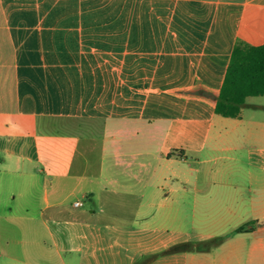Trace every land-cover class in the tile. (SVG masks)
Returning a JSON list of instances; mask_svg holds the SVG:
<instances>
[{
  "label": "crops",
  "instance_id": "crops-1",
  "mask_svg": "<svg viewBox=\"0 0 264 264\" xmlns=\"http://www.w3.org/2000/svg\"><path fill=\"white\" fill-rule=\"evenodd\" d=\"M253 9L0 0V264H119L120 235H164L183 212L199 242L223 236L193 264H264V104L215 111L237 41L264 42Z\"/></svg>",
  "mask_w": 264,
  "mask_h": 264
},
{
  "label": "rangeland",
  "instance_id": "rangeland-1",
  "mask_svg": "<svg viewBox=\"0 0 264 264\" xmlns=\"http://www.w3.org/2000/svg\"><path fill=\"white\" fill-rule=\"evenodd\" d=\"M259 17L258 22L256 23V18ZM263 22L261 27H264V11L252 10V16L248 18V24H251L255 28H259L258 23ZM263 33L259 34L255 31H251V37L248 39L249 42L258 43L264 40V28L262 29ZM245 41V40H244ZM252 103H263L264 104V95L251 96L247 99ZM83 122L81 128H86L89 134L95 135L98 137L101 133L102 122L91 121ZM83 203L81 208L91 209L94 207L85 196L78 193L76 195ZM74 197L72 196L71 200ZM190 207V202H189ZM34 213V212H33ZM156 216L162 212H154ZM201 213L198 212L197 216ZM87 216L96 219L98 221L113 222L115 221L110 212H96V214H91L87 212ZM142 221L139 220L136 222V226H142ZM181 221L182 227L186 228L187 231L182 236H176L172 230L177 226V223ZM196 218L193 212H183L181 215V220L172 217L170 223H167V229L169 231L163 234H155V236L145 238H140L135 240V232L126 231L127 234L120 235V239L124 240V245L120 249V259L119 264H193L195 262L196 253V244L198 245L199 236L193 232L192 228L196 227L195 224ZM168 222V221H167ZM184 244V245H181ZM193 244V245H191ZM178 245H181V248H177ZM194 249H190L191 247ZM2 257H0L1 259Z\"/></svg>",
  "mask_w": 264,
  "mask_h": 264
},
{
  "label": "trees",
  "instance_id": "trees-1",
  "mask_svg": "<svg viewBox=\"0 0 264 264\" xmlns=\"http://www.w3.org/2000/svg\"><path fill=\"white\" fill-rule=\"evenodd\" d=\"M199 93L212 96L206 90ZM264 95V42L250 44L237 41L231 54L223 85L215 97V111L224 116H238L248 96ZM244 227H237L236 232ZM223 236L196 244L198 250H208L220 243ZM184 245V244H181ZM178 245L177 248H181ZM193 245V244H191ZM190 249H194L192 246Z\"/></svg>",
  "mask_w": 264,
  "mask_h": 264
},
{
  "label": "built area",
  "instance_id": "built-area-1",
  "mask_svg": "<svg viewBox=\"0 0 264 264\" xmlns=\"http://www.w3.org/2000/svg\"><path fill=\"white\" fill-rule=\"evenodd\" d=\"M75 204H76V205H79V204H81V202H76Z\"/></svg>",
  "mask_w": 264,
  "mask_h": 264
}]
</instances>
